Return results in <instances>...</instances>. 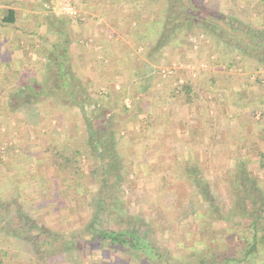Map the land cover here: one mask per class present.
I'll use <instances>...</instances> for the list:
<instances>
[{"label":"rangeland","instance_id":"374dc122","mask_svg":"<svg viewBox=\"0 0 264 264\" xmlns=\"http://www.w3.org/2000/svg\"><path fill=\"white\" fill-rule=\"evenodd\" d=\"M72 1L55 0L52 10L68 18L62 16L56 29L49 26L46 32L45 28V35L29 34L33 40L24 44L15 41L22 30L15 32L0 24V188L3 194L15 195V202H22L32 219L62 238L51 245L33 240L36 230L17 229L13 226L18 214L15 203L1 211L6 220L0 224V264H45L34 254L37 249L47 251L49 264H140L128 252L92 239L98 228L125 225V216L140 220L146 233L173 249L191 234V239L206 237L220 250L222 243L214 242L211 235L223 228L230 248L240 256L246 246L240 237L249 232L248 218L231 216L234 222H215L213 215H204L208 202L202 185L194 184L190 172L184 173L183 164H197L225 215L233 207L225 179L235 167V157H249L251 179L264 191V163L258 160L264 152V63L234 50L217 35L231 31L229 21L264 30L258 14V9L264 11V1L239 6L234 0H203L213 6L212 12L200 15L209 21L204 24L174 15L166 19L165 26L172 29L167 40L163 38L167 29L162 32L161 28L165 15L159 8L148 15H125L127 23L121 25L125 27L119 35L105 27L106 19L97 12L101 22L90 21L92 14L88 20L78 18L81 1ZM64 3L76 13L63 10ZM18 9L21 22H30L29 4ZM1 11L0 18L6 14ZM122 14L126 13L118 15ZM133 27L138 29H133L132 37H125L123 32L128 34ZM60 32L67 33L65 46L59 44ZM117 41L122 44L116 46ZM65 47L69 88L64 87L54 60L62 57ZM17 56L24 62L15 63ZM50 73H57L50 79L52 85L47 82ZM23 81L46 85L47 96L20 100L17 94ZM188 82L194 85L195 100H188L183 91L182 85ZM87 115L95 128L107 123V133L118 137L113 144L118 159L110 164L108 179L101 171L94 174L96 180L80 175L81 169L88 175L103 164L87 152ZM76 148L83 152L78 161L71 155ZM107 155L104 163L110 162ZM209 155L216 167L207 161ZM215 169L223 171L217 183ZM110 179L116 190L109 199L111 215L106 217L99 205V181ZM192 209L202 212L192 221L195 232L181 220L182 213L192 220ZM260 228L263 245L254 255V264H264V225ZM187 243L190 247L185 250L194 253V243Z\"/></svg>","mask_w":264,"mask_h":264},{"label":"trees","instance_id":"16d2710c","mask_svg":"<svg viewBox=\"0 0 264 264\" xmlns=\"http://www.w3.org/2000/svg\"><path fill=\"white\" fill-rule=\"evenodd\" d=\"M166 1L168 2V13L166 19L171 20L178 14V16H182L185 20H196L199 22H204V24L209 21H206L204 17H200L202 13L211 12V4H205L203 3V0ZM0 4H6V0H0ZM16 21L17 14L15 9L12 8H10L8 12L0 18V24L2 26L15 24ZM242 24L243 23H241V25ZM228 25L232 32L227 30L226 35L221 36L220 34H217L222 37L223 42L233 45L234 50H240L244 55L250 56L252 59L260 60L264 63V30L253 29L249 27L250 25L247 26V24L242 26L240 25L241 27L234 26L232 21L231 23L229 21ZM170 33H172L170 29L166 30V34L164 33L166 40L170 37ZM159 42L161 43L162 39ZM64 63L65 60L62 62V64L61 62L57 63V67L59 68V72L57 73H59V76H62L64 80V87L69 88L70 83L67 77V72H65ZM57 73H50L48 78L49 80L47 81L49 85H52L53 80L50 79H54V77L57 76ZM21 84H23V89L17 94V98L20 96V100L22 101L31 102L35 98L38 99L47 96V86L44 84L40 85L38 83H30L29 81H23ZM182 87L188 100L196 99V97L192 95L194 92V85L192 82H188L182 85ZM67 93L70 94L69 96L73 97V100H76L77 96L72 95L69 91H67ZM11 96L16 98L14 94H11ZM235 100H237V102L239 101L237 96L235 97ZM85 113H87L86 110ZM85 120L87 122L85 144L89 148L87 152L90 157L96 156V161L100 159L103 164L99 170L96 168L90 170L89 174L87 173L88 175H86V173L81 169L80 175L91 177L92 180H96V176L94 174L101 171L102 174L104 172L106 175H108V179L111 171L110 164H115L118 159L116 153H114L115 148L113 145L115 144V138L118 137L115 136L112 131H109V134L107 133L105 130L108 128L107 123L102 122L98 128H95L90 115H87ZM149 125H151V123H149ZM146 130H148L147 126L145 127V131ZM103 133H107L106 136H103ZM214 138L215 136L212 137L211 141H213ZM207 145V149L209 151L210 145L209 143ZM82 153L83 152L81 149L76 148V150H74L71 155L75 161H78V157ZM106 154H108L107 157L110 158L109 163H104ZM244 157L245 156L243 155L235 157V167L233 170L228 172V176L225 179L227 180L228 187L231 191L230 199L232 200L231 205H233L230 215H225L222 212L221 207L216 202L214 192L207 181L208 179H206L203 173L199 171L197 164H193L191 167L188 166L189 163L186 161L183 164L186 167L184 173L188 174V172H190L189 174L193 175L195 178L193 181L194 184L199 183L202 185V195H204L208 202V208L206 212L203 213L204 215H213V221L215 222H221L225 220H228V222H234L232 217L238 216L248 218L249 222H247V229L250 233L248 232V235V233L244 231L243 236L240 237V239L246 244V246L244 245L243 249H241L240 256L237 251L234 252V249L230 248L227 240L229 235H226V233L221 231L223 228L216 232L217 235H211L214 238V242L222 243L223 246L220 250H216L212 244L207 243L206 237L197 239L192 237L191 239V234L185 242L178 240L176 242V244H178L177 249H173L171 246H165L157 241L152 234L150 235L149 233H146V230L141 227L142 222H140V220H134L135 217L127 216H125L128 218L125 220V225L121 226L120 228H98L96 231H94L92 239L105 241L118 250L128 252L130 257L134 260H137V262L140 264H254V255L259 251L260 245H263V241H261L262 237L260 235L262 229L260 227L261 225H264V191L258 186L255 179L252 181L251 174L247 169V159H249V157ZM195 160L198 161V157H196ZM258 160L262 164L264 163V152L260 154V159ZM207 161L211 164V166L216 167L217 164L211 155L208 156ZM208 168L209 167H207V169ZM215 171L217 177H215L214 180L215 183H217L219 180H221V174L223 171H221V174L218 170L215 169ZM70 172L72 174H78L72 169ZM101 181H99V188H102V201L99 203V205L103 214L108 217L111 215L109 209L113 204V201L109 202V199L111 194H113L112 192H115L116 190L115 183H113V180L111 179L110 181L106 182ZM14 196L15 195L8 196L3 194L2 189L0 188V224L6 220L1 214V211H7L13 204L17 203L14 200ZM22 206V202L17 203L18 214L16 223L13 226L25 232L36 230L37 233L32 236V239L36 240L37 242L42 240V242H50L51 245H54L56 240L62 239L56 232L48 229L45 225L40 224L35 219H32L27 211L22 208ZM201 213V210L197 211L192 209V220H190L189 215H184V213H182L183 217L181 220H184V222H182L184 223L185 227L195 232L196 228L193 224L196 219L200 218L199 215ZM96 219H98V215L94 217V221ZM129 219L132 221H129ZM235 225L239 226V223H235ZM80 238L83 237L81 236ZM69 240L66 239L65 241L68 242ZM187 242L194 243L196 249L195 251L192 250L194 253H190L189 251L185 250L186 248L190 247L189 243ZM37 252L38 253L34 252V254H36L38 259L42 258L45 264H49V256L46 255L48 254L47 251L43 252L42 250L37 249ZM54 256L56 255H53L52 257Z\"/></svg>","mask_w":264,"mask_h":264},{"label":"crops","instance_id":"0c3cea01","mask_svg":"<svg viewBox=\"0 0 264 264\" xmlns=\"http://www.w3.org/2000/svg\"><path fill=\"white\" fill-rule=\"evenodd\" d=\"M74 1V0H73ZM72 1V2H73ZM81 3H77V15L79 16L78 18H90L93 15L92 22H101V20H99V17H97L99 15H103L105 20V27L111 29V30H116L119 35L122 33H120L121 27H125V26H121V25H125L127 23V18L125 17V15H143L142 13H146L151 14L152 12H155L158 8V11L163 10L164 11V15H165V21H164V25H162V32L165 31V29H170L169 25L165 26L166 23V16L168 13V2L166 0H80ZM250 0H234V3H237V5L242 6V5H246L245 3H248ZM262 2L264 0H261ZM54 2L55 0H6V4H2V8H0L1 11V15L4 12H8V10L10 8L15 9L16 14H21L22 15V11H18V7L21 5H27L29 4V9L27 10V12L29 11L30 17L32 18L30 20V22H21L22 20H20V18L17 15V21L15 22V24H8V26L2 27V28H7V29H13V31L17 32V31H23L20 34H16L15 36V41H17V43L19 42V44H24L26 42L32 41L33 37H29L30 35H45V31L44 29L46 28V32L49 31V26H53L54 29H56L58 27V20L62 17V16H66L68 18V15H59V13H56L54 10H52V7H54ZM205 2V1H203ZM75 3V1H74ZM1 6V5H0ZM85 6V8H83ZM165 7V10L162 9ZM213 8V6H211ZM7 8V9H6ZM211 8V10H213ZM240 8V7H239ZM262 8V5H261ZM91 9H94V11H91ZM45 10V17H42L43 14L42 12ZM97 12V14H96ZM126 13V14H122V15H118L121 13ZM212 12V11H211ZM118 13V14H116ZM49 14V15H48ZM92 14V15H91ZM258 14L260 15V17L262 18V21H264V11H261L260 9H258ZM118 15V16H117ZM3 16V15H2ZM83 16V17H82ZM90 16V17H89ZM71 17V16H70ZM22 18V17H21ZM125 19V20H124ZM88 20V19H87ZM110 20H114V22L110 21ZM147 21V20H146ZM122 22V23H121ZM1 28V29H2ZM52 28V27H51ZM133 29H138L137 27H133L129 33H124L125 37H129L131 38ZM60 30V29H59ZM105 30V28H104ZM172 30V29H170ZM61 33V32H60ZM48 35V33H47ZM67 33H61L60 34V40H59V44L61 46H65L64 44L67 45L66 42H69V39H67L66 37ZM110 37H114L112 36V34H109ZM66 39H65V38ZM164 37V35H163ZM64 38V39H63ZM163 39V38H162ZM39 41V40H38ZM125 41V40H124ZM12 42V41H9ZM40 42V41H39ZM54 46H56V51H58V47H57V43H53ZM119 44H122V42H118L115 44L116 46H118ZM67 47H65L63 49L62 53V57H57L56 56V62H64L65 58L63 54L67 53ZM59 52V51H58ZM17 58H19L17 56ZM52 59V60H53ZM13 61H15V63L18 62H24V60L21 58L16 59ZM49 61V59H48ZM62 68V67H61ZM50 63L48 65V70H50ZM54 74V73H53ZM50 74H48L47 78L49 77ZM54 76V75H53ZM1 224H5V221L2 222Z\"/></svg>","mask_w":264,"mask_h":264},{"label":"built area","instance_id":"2783aa9c","mask_svg":"<svg viewBox=\"0 0 264 264\" xmlns=\"http://www.w3.org/2000/svg\"><path fill=\"white\" fill-rule=\"evenodd\" d=\"M62 9L65 10L67 13H70V14L76 13V10L72 7V5H70L68 3H64L62 6ZM263 78H264V74H263Z\"/></svg>","mask_w":264,"mask_h":264}]
</instances>
